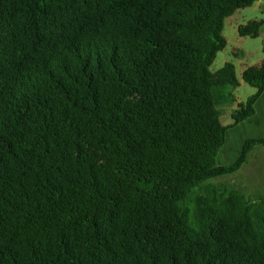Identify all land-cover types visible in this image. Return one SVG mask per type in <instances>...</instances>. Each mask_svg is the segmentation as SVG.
Returning a JSON list of instances; mask_svg holds the SVG:
<instances>
[{
	"label": "trees",
	"instance_id": "16d2710c",
	"mask_svg": "<svg viewBox=\"0 0 264 264\" xmlns=\"http://www.w3.org/2000/svg\"><path fill=\"white\" fill-rule=\"evenodd\" d=\"M259 0H0V264H264V191L216 184L234 64L225 19ZM264 19L238 28L258 37Z\"/></svg>",
	"mask_w": 264,
	"mask_h": 264
},
{
	"label": "rangeland",
	"instance_id": "374dc122",
	"mask_svg": "<svg viewBox=\"0 0 264 264\" xmlns=\"http://www.w3.org/2000/svg\"><path fill=\"white\" fill-rule=\"evenodd\" d=\"M252 6L237 9L224 22L223 35L227 39L225 48L217 53L211 65V71L217 72L226 63L234 64L239 85L225 87L221 90L226 100L217 107L225 125L233 122L232 114L245 103L250 96L256 93L257 88L247 83L243 71L264 58V25L258 37L241 36L239 26L252 19H264V0H259ZM264 136V94L256 104V114L246 119L236 127L230 128L226 142L218 154L221 165L233 164L241 155L246 140L250 137ZM216 184H233L242 188L248 196L264 191V146L257 147L238 171L218 177L212 181Z\"/></svg>",
	"mask_w": 264,
	"mask_h": 264
},
{
	"label": "crops",
	"instance_id": "0c3cea01",
	"mask_svg": "<svg viewBox=\"0 0 264 264\" xmlns=\"http://www.w3.org/2000/svg\"><path fill=\"white\" fill-rule=\"evenodd\" d=\"M257 3H259V4H260V1H258Z\"/></svg>",
	"mask_w": 264,
	"mask_h": 264
}]
</instances>
